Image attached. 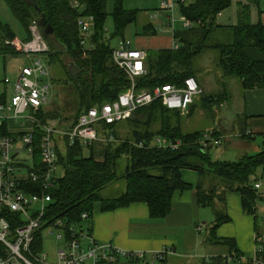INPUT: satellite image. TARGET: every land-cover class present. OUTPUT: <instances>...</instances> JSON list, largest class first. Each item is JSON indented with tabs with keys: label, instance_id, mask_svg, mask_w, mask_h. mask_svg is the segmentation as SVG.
Wrapping results in <instances>:
<instances>
[{
	"label": "trees",
	"instance_id": "obj_1",
	"mask_svg": "<svg viewBox=\"0 0 264 264\" xmlns=\"http://www.w3.org/2000/svg\"><path fill=\"white\" fill-rule=\"evenodd\" d=\"M2 1L25 30L26 37L23 41L31 38L30 23L33 20L38 21L40 14H44L46 23L53 28L52 36L65 46L63 52L54 51L50 36H44L48 51L40 53V56L44 59L46 68L49 66L52 69L51 77L49 74L47 76L50 86L52 83L72 88L73 100L69 104L72 105L73 113L70 117H60L58 111L47 109L48 103L35 110V117L39 121L33 135L36 139L35 147L38 146V138L44 134L43 126L48 121L57 120L58 127L70 130L78 123L82 113L94 106L99 107L114 101L120 93L130 88L127 74L112 59L113 48L104 36L105 21L111 16L113 34L108 39L111 40L112 37L122 36L128 25L136 24L143 9H126L124 0H114L109 12L106 10V0H34L40 9L38 13L26 0ZM233 1L178 0L179 14L195 25L191 29L174 28L171 36L178 44L177 49L169 47L145 51L146 73L135 78V90L151 91L163 85L183 86L186 78L196 79L198 75L193 66L195 63L200 65V58L207 52L212 54L211 65L221 70L223 77L238 79L241 92L264 88V24L259 18L255 23L250 21L252 7L256 8L258 16L262 12L260 0H237L236 23L219 24L218 16ZM74 3L77 5H73ZM156 9V12L150 13L147 23L143 24L142 35H156L159 26H166L167 19L158 13V6ZM79 17L93 18L87 46L81 43L82 35L77 25ZM14 38L12 29L7 24L0 23V54L18 53L6 44V41ZM120 40L119 44L125 38ZM66 59L78 67L77 75H70ZM55 65L57 71L54 69ZM196 81L203 93L199 77ZM229 97L230 94L223 90L215 96L211 95V100L204 96L203 102L206 107L213 102L222 106L223 102L229 101ZM2 98L5 99L6 96L3 95ZM194 100L186 116L177 110L167 109L160 100H155L138 108L126 119L113 123L98 121L96 129L99 136L109 139L101 142L99 147L96 144L100 141L85 145L76 139L70 144L65 136L62 137L64 145L56 148L58 168L54 184L46 191L51 197L45 212L46 224L60 219L67 226H80L81 214L88 213L91 218L95 204L99 205L101 211L106 212L133 203H144L150 219L163 220L171 212L172 197L176 191L195 190L198 205L202 207H213L215 197L224 200L227 191H235L240 194L243 212L253 215L255 219L256 249L252 256L264 259V233L257 225L256 213L257 202L264 204V196L258 192L260 188L255 187L260 179L257 178L258 170L261 169L264 173V147L259 152L246 153L234 161L212 162L208 155L210 141L219 139L221 142L222 132L218 129L186 132L183 129L184 118L191 116L194 111ZM245 125L244 119L243 128L236 137L248 140L252 137ZM0 133H7L5 125L0 127ZM205 136L207 138L204 139ZM158 138H164L172 145L178 143V146H159L156 140ZM122 155L127 156L128 163L118 175L117 159ZM41 168L43 169V165L38 149L33 152L28 169L39 171ZM183 169L195 170L199 175H212L223 184V191L217 193L214 183L204 189L199 182L195 185L185 182L181 178ZM262 177L264 175L261 174ZM118 179L124 180V190L118 196L104 197L101 191ZM29 185L28 190L38 189L37 184L31 182ZM214 216L213 222L207 228L206 243L226 245L231 255H244L236 247L233 238L216 235L217 228L229 221L227 213L214 210ZM47 226L35 234L34 245L39 251L42 238L49 235ZM90 231L92 232V225ZM256 237H261V242L256 241ZM158 260L165 262L164 257ZM222 261L221 257H217L209 264H222ZM248 264L254 263L250 260Z\"/></svg>",
	"mask_w": 264,
	"mask_h": 264
},
{
	"label": "built area",
	"instance_id": "obj_2",
	"mask_svg": "<svg viewBox=\"0 0 264 264\" xmlns=\"http://www.w3.org/2000/svg\"><path fill=\"white\" fill-rule=\"evenodd\" d=\"M177 2L158 0V13L167 19L166 25L171 29V35L175 28L173 13ZM179 22L183 29H191L195 25L182 15ZM77 25L82 35L81 43L87 46L93 18L79 17ZM29 31L31 38L27 41L17 38L6 41L29 63L17 67L16 79L4 77L0 92V127L5 125L7 130V133H0V264H148L145 251L122 249L111 243L97 241L90 231L88 213L81 214L80 226H67L60 219L46 224L45 212L51 201L46 191L53 186L58 168L56 148L64 145V136L70 144L76 139L85 145L95 141L106 142L109 139L99 136L96 129L98 121L113 123L126 119L138 108L155 100H160L167 109L186 113L194 98L201 93V88L194 77H188L180 87L163 85L151 91L135 90V78L146 73V55L143 50L133 47L131 41L125 40L112 49V59L127 74L130 88L120 93L114 101L94 106L82 113L78 123L70 130L58 127L57 120L48 121L35 147L33 135L39 121L34 111L48 103L51 86L45 79L48 71L40 56V53L48 51V45L37 20L30 23ZM171 47L177 49L178 44L172 40ZM26 124L29 127L22 131L8 129ZM156 140L162 147L178 146V143L172 145L164 138ZM211 142L220 144L219 139ZM34 149H39V159L43 165L39 171L28 169ZM31 182L37 184L36 191L27 189ZM260 186L261 182L258 181L255 187L258 189ZM46 225L48 234H52L53 230L58 231L55 241H61V248H54L53 256L44 248L45 236L40 251L34 245L36 232ZM261 240V237H256V241ZM167 253L168 250L163 249L152 253L151 263ZM221 258L222 264H248L250 260L254 264H264V259H257L256 255L246 257L228 253Z\"/></svg>",
	"mask_w": 264,
	"mask_h": 264
},
{
	"label": "rangeland",
	"instance_id": "obj_3",
	"mask_svg": "<svg viewBox=\"0 0 264 264\" xmlns=\"http://www.w3.org/2000/svg\"><path fill=\"white\" fill-rule=\"evenodd\" d=\"M190 0H187V2ZM114 0H106V10L109 12L112 9ZM146 0H124V7L126 9H142V4H145ZM147 8V7H146ZM157 7H152L149 11H142L138 19L136 21V24H130L128 25L123 35L120 37H112L113 39L108 40L109 36L113 34V22L111 16H108L105 21V33L104 36L107 38L109 46L112 48H115L122 37L125 38V40H129L132 43V40H134L137 35H142V26L143 24L147 23V17L146 12H156ZM237 5L236 0L232 2V5L224 11V15L221 19H219L217 22L219 24H225V25H233L237 21ZM173 17L175 19V28H180V14L178 12L177 7L174 10ZM259 16L257 14V10L255 7H252L250 10V21L252 23H255L258 20ZM0 23L7 24L12 31L14 32L15 36L19 39H23L26 37L25 30L23 29L20 22L12 15L10 9L7 7V5L0 0ZM157 35L162 33V31H168L171 33V29L167 27V25H163L162 27H158L157 29ZM173 39V38H172ZM121 41V40H120ZM146 55V54H145ZM68 61V62H67ZM200 65L194 64L193 68L197 71V77L201 80V85L203 87V93L198 95L194 100V111L191 116H188V118H184V131H209V130H220L222 132V141L218 145H214L213 142H211L210 148L208 149V155L210 160L213 161H234L239 159L242 155L248 153L252 154L251 151H248L250 149L244 150V152L241 153V150L239 147H234L232 145H235L234 143L237 142L238 137L236 135L239 133V130L243 128L244 125V116L239 111V103L241 101L240 99V93L242 91L238 79L234 77H223L221 70L217 69L214 65L212 66V54L210 52H207L203 57L199 60ZM44 62V59H43ZM66 62L69 63V59H66ZM29 61L20 53H17L16 55L9 53V54H0V91L2 89V80L4 77H8L11 80L16 79V70L18 66L27 65ZM57 65L54 66L55 71H57L56 68ZM53 69V70H54ZM199 69V71L197 70ZM48 74L51 77V67L48 66ZM55 72H53L52 75H54ZM46 80L50 82L49 77H46ZM202 90V89H201ZM226 91L227 94H230L229 101L223 102V105L220 106L219 103L213 102L209 107H206L203 102V97H209L211 95H217L218 93H221L222 91ZM73 100L72 95V88L63 86L61 84H52L51 83V90L50 95L48 98V104L47 109L49 108L55 111H58L60 117H70V115L73 113V110L71 108L72 105L69 104ZM187 113H185L186 116ZM29 127V124L26 125H16L11 126L8 129L10 131H22ZM212 141V140H211ZM103 141L98 142L96 144V147L100 145V143ZM251 144V143H250ZM128 163V159L126 155H122L117 159V166H116V173L120 175L126 167ZM264 175L262 173V170L259 169L257 173V178L261 182V190H258V192L264 196V177L261 178ZM198 182L201 184L202 188L207 189V187H210V184L214 183L215 187L217 188V193H221L223 191V184L220 183V180L217 178H214L212 175L204 174V175H198ZM197 182V183H198ZM125 187V182L123 179H118L104 188L101 193L104 197H115L118 196ZM229 192H235V191H227ZM203 210V209H202ZM214 210L220 211V212H227V207L225 205V196L224 200H220L217 197H215L214 205L207 206L202 211V214L200 215V221H204L208 224V226L213 222L215 216H214ZM257 225L259 226L262 233H264V204L260 201L257 202ZM245 215V214H244ZM92 218V217H91ZM90 218V219H91ZM149 222H158L160 220H148ZM207 232V231H206ZM58 231L53 230L52 234H49L48 236H45L46 242L44 245V248L49 252L50 256H53V250L54 248H61V241L56 240L55 237ZM255 234V232H254ZM133 237H139L136 235H133ZM147 240H152L153 238H159L164 239L169 237V235H158L154 236L153 234H148ZM203 236L199 237V241L203 244ZM49 239V241H48ZM204 246L206 243L203 244ZM161 250V249H160ZM174 248L172 246L168 247V253L165 255L164 259L166 258L165 264H201L202 255L200 253L204 252V247L197 248L194 252L189 253H181V254H175V255H169L174 253ZM177 252L180 250L179 247L176 245ZM198 250V251H197ZM143 251V250H142ZM182 252V250H180ZM157 252L153 251L152 253ZM152 253L151 252H145L146 254V260L149 262L148 264H152ZM178 255H182L180 257H177ZM245 255V254H244ZM245 256H251V255H245ZM153 264H162V261H159L156 259Z\"/></svg>",
	"mask_w": 264,
	"mask_h": 264
},
{
	"label": "crops",
	"instance_id": "obj_4",
	"mask_svg": "<svg viewBox=\"0 0 264 264\" xmlns=\"http://www.w3.org/2000/svg\"><path fill=\"white\" fill-rule=\"evenodd\" d=\"M154 6H158V0H146V3L141 7L143 11H149ZM260 8L262 12L259 15V20L264 24V0H260ZM146 14L147 20H149L150 13L146 12ZM223 15L224 12L218 16V20ZM15 38L17 37L15 36ZM17 39L23 41V39ZM172 40L169 31L168 33L162 31L159 35L153 36L137 35L132 40V45L145 52L148 49L169 48L172 45ZM240 99L239 111L246 117L244 118L245 129L251 133L252 138L248 140L238 138L235 145L232 146L239 147L241 153L246 148L250 149L248 151L251 153H256L264 147V88L243 91L240 93ZM198 175L199 173L195 170L183 169L181 171V178L192 185L198 182ZM225 205L229 221L217 228L216 235L221 238H233L240 252L252 256L256 249L254 216L243 212L238 192L226 193ZM205 207L198 205L195 190L192 189L176 191L172 197L170 214L158 222L148 221L152 219H150L147 205L144 203H133L127 207L106 212L101 211L99 205L95 204L91 218L92 233L99 242L111 243L127 250H143L147 253L160 249L168 250V247L172 246L174 253L170 251L169 255H175L194 252L197 248L204 247V252L200 253L203 256L201 264H209L213 259L228 254L229 249L226 245L206 243L205 236L209 226L206 222L200 221V215ZM148 234H153L155 237L167 234L169 237L153 238L148 241L146 237ZM133 235L139 237H133ZM200 236L204 237L203 244L206 243L205 246L199 241ZM176 245L182 252L180 250L177 252ZM180 256L182 255L177 257Z\"/></svg>",
	"mask_w": 264,
	"mask_h": 264
},
{
	"label": "water",
	"instance_id": "obj_5",
	"mask_svg": "<svg viewBox=\"0 0 264 264\" xmlns=\"http://www.w3.org/2000/svg\"><path fill=\"white\" fill-rule=\"evenodd\" d=\"M26 3L32 6L36 12H40V9L38 8L34 0H26ZM38 25L44 36H50V44L54 51H65V46L59 40L52 36L53 28L49 23H46L44 14H40V17L38 18ZM68 71L72 76H75L79 73L78 67L72 61H69L68 63Z\"/></svg>",
	"mask_w": 264,
	"mask_h": 264
}]
</instances>
